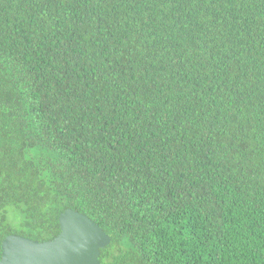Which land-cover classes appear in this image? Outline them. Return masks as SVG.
I'll list each match as a JSON object with an SVG mask.
<instances>
[{
    "label": "trees",
    "instance_id": "16d2710c",
    "mask_svg": "<svg viewBox=\"0 0 264 264\" xmlns=\"http://www.w3.org/2000/svg\"><path fill=\"white\" fill-rule=\"evenodd\" d=\"M68 209L100 264H264V0H0V261Z\"/></svg>",
    "mask_w": 264,
    "mask_h": 264
},
{
    "label": "water",
    "instance_id": "95a60500",
    "mask_svg": "<svg viewBox=\"0 0 264 264\" xmlns=\"http://www.w3.org/2000/svg\"><path fill=\"white\" fill-rule=\"evenodd\" d=\"M59 221L61 233L51 241L7 237L0 264H100V251L110 245V236L88 216L71 209Z\"/></svg>",
    "mask_w": 264,
    "mask_h": 264
}]
</instances>
